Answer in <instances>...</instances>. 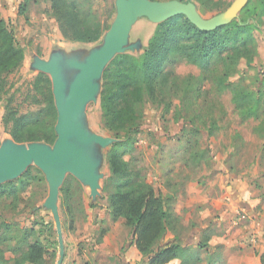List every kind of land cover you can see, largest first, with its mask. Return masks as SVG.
I'll return each mask as SVG.
<instances>
[{"label":"rangeland","instance_id":"1","mask_svg":"<svg viewBox=\"0 0 264 264\" xmlns=\"http://www.w3.org/2000/svg\"><path fill=\"white\" fill-rule=\"evenodd\" d=\"M69 1L78 3L82 10H90L102 27H109L115 16L114 0ZM189 1L196 4L201 17L206 19L225 11L234 0H210L203 7L195 0ZM21 5H25L27 19L19 14ZM251 6L257 24L248 35L254 47V61L250 68L244 61H238L231 69L228 81L240 83L251 91H263L264 0H251ZM0 20L12 33L15 45L24 50L21 65L2 76L1 142L11 138L1 123L5 107L9 106L18 115L41 110L40 105L33 103L39 97L33 98L32 85L40 73L30 70L32 56L46 60L55 48H90L101 40L106 30L91 44L63 39L51 14L50 0H0ZM155 26L146 19L134 25L130 40L139 39L143 50L130 55L140 56L144 52ZM176 60L167 68L179 78L202 79V70L186 61ZM211 86L209 81H203L198 97L190 93L187 98H182L181 92L172 91L169 97L153 103L144 96L136 119L138 132L134 137H127L122 132L120 138H115V134L107 129L102 119L101 93L96 104L88 105L89 128L117 142L104 150L101 190L93 205L88 190L70 176L60 189L62 264H90L91 261L105 264L99 255L92 257L90 254L99 253L97 247L103 244L106 232L111 231L115 236L128 230L123 223L117 225L110 217L108 196L113 186L108 188L107 180L111 176L108 168L111 152L128 162L131 170L140 172L178 217L183 228L177 232L189 253L207 258L205 251L196 248L198 242L208 244L214 264L236 255L243 260L242 264H253L258 255L264 253V133L255 131L261 121L241 119L230 93L219 94ZM24 174L13 182L0 185V224L11 226L6 243L0 244L2 258L11 262L17 239L24 230L33 229L36 235L31 242L38 240L48 250L43 264H56L58 243L54 223L49 212L42 208L47 197V184L35 167H30ZM128 234L132 236L129 230ZM172 237L168 234L164 241Z\"/></svg>","mask_w":264,"mask_h":264},{"label":"trees","instance_id":"2","mask_svg":"<svg viewBox=\"0 0 264 264\" xmlns=\"http://www.w3.org/2000/svg\"><path fill=\"white\" fill-rule=\"evenodd\" d=\"M195 1L203 7L210 0ZM50 10L60 35L69 42L95 43L103 30L109 28L102 27L90 10H82L74 1L50 0ZM19 14L26 17L25 5L19 7ZM239 17L214 31L202 32L185 17L177 16L155 26L140 56H116L104 71L100 98L102 119L115 138H120L122 132L127 137H134L138 132L136 119L140 115L144 96L153 103L169 97L172 91L181 92L182 98H187L190 93L198 97L203 81H209L219 94L228 91L241 119L260 120L255 131L262 130L264 133V89L251 91L240 83L230 84L228 81L230 71L238 61H244L250 68L255 56L248 36L251 29L257 28L251 0H248ZM23 58L24 50L15 45L12 33L0 20V91H4L2 76L16 70ZM176 59L202 70V79L192 76L179 78L167 68L173 66ZM32 86L33 98L39 97L33 103L40 105L41 110L18 115L17 111L7 106L1 123L16 143L52 144L55 140L56 111L50 81L45 75L38 74ZM108 168L111 176L107 187L113 186L108 196L110 217L112 221H124V227L132 235L131 243L141 255V262L169 264L178 259L181 264H202L203 259L198 253H189V249L181 244L177 231L183 227L178 217L167 208L145 177L131 170L128 162L115 152L108 156ZM0 228V244L4 245L11 234V226L0 224ZM168 234L173 236L172 239L164 241ZM35 235L33 229L22 232L12 250L15 256L11 262L2 258L3 249H0V264H43L48 250L38 240L31 242ZM195 245L199 251L207 253L206 263L214 264L208 244L198 242ZM258 258L260 264H264V253Z\"/></svg>","mask_w":264,"mask_h":264},{"label":"water","instance_id":"3","mask_svg":"<svg viewBox=\"0 0 264 264\" xmlns=\"http://www.w3.org/2000/svg\"><path fill=\"white\" fill-rule=\"evenodd\" d=\"M248 0H234L223 12L202 18L196 4L186 0H114L115 16L101 40L90 48H55L46 60L32 56L30 70L48 77L56 111L55 140L16 143L11 138L0 142V185L20 178L30 167L38 169L47 184L42 208L52 217L62 264L64 246L58 211L60 189L67 176L88 190L91 205L99 197L104 150L117 140L93 132L86 109L98 102L102 77L107 66L119 55L143 50L141 41L130 40L134 25L146 19L154 25L183 16L202 32H211L238 19Z\"/></svg>","mask_w":264,"mask_h":264},{"label":"crops","instance_id":"4","mask_svg":"<svg viewBox=\"0 0 264 264\" xmlns=\"http://www.w3.org/2000/svg\"><path fill=\"white\" fill-rule=\"evenodd\" d=\"M116 223L117 225H120L123 223V220L119 219L116 221ZM105 224L107 227V219L105 220ZM99 226L100 225H97V227ZM123 230H127V229H123ZM104 236L105 237H103L104 240L103 244L97 247L98 252L100 254L99 253L90 254L92 257H96V255H99L98 257H101L105 264L106 263L107 264H146V261L141 262V255L139 254L133 243H131L132 236H129L128 230L127 232L123 231L122 233L119 234L117 233V235L115 236L111 234V231H108L105 233ZM95 259L96 258H93V261H95ZM202 259H203L202 264H207L206 259L203 257ZM91 262L89 263L93 264ZM242 263L243 260L239 259V257L236 255L234 256V258H231L230 260H227L226 258H222L216 264H242ZM169 264H181V261L175 259L171 261ZM253 264H260L259 258L258 259L256 258V261Z\"/></svg>","mask_w":264,"mask_h":264}]
</instances>
